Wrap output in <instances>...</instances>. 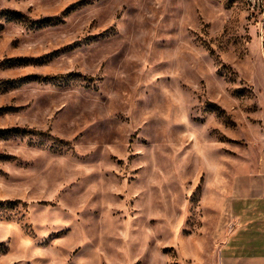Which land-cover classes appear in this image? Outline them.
<instances>
[{"label": "rangeland", "instance_id": "374dc122", "mask_svg": "<svg viewBox=\"0 0 264 264\" xmlns=\"http://www.w3.org/2000/svg\"><path fill=\"white\" fill-rule=\"evenodd\" d=\"M264 164V0H0V264H218Z\"/></svg>", "mask_w": 264, "mask_h": 264}, {"label": "crops", "instance_id": "0c3cea01", "mask_svg": "<svg viewBox=\"0 0 264 264\" xmlns=\"http://www.w3.org/2000/svg\"><path fill=\"white\" fill-rule=\"evenodd\" d=\"M216 238L218 264H264V164L236 176L222 204Z\"/></svg>", "mask_w": 264, "mask_h": 264}]
</instances>
